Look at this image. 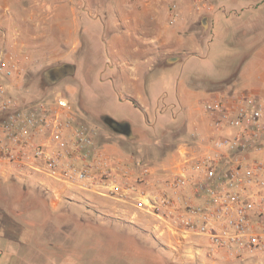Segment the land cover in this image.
Listing matches in <instances>:
<instances>
[{
    "label": "rangeland",
    "instance_id": "rangeland-1",
    "mask_svg": "<svg viewBox=\"0 0 264 264\" xmlns=\"http://www.w3.org/2000/svg\"><path fill=\"white\" fill-rule=\"evenodd\" d=\"M94 1L104 10L92 8L88 0H21L23 7L14 0H0V53L10 51L28 57L24 78L13 95L30 102L42 91L45 100L61 93L80 120L97 128V143L104 153L125 164L131 157L141 159V166H131L133 180L147 168V178L155 190L160 178L169 174L179 149L197 136L196 109L212 94L244 92L264 100V44L254 52L252 36L240 35L252 21L264 22V0H212L209 33L206 24L202 25V21L207 23L204 15L208 14H198L197 22L185 32L181 23H171V0ZM176 1L184 12L193 9L192 0ZM70 5L77 8L75 12ZM50 8L58 11L53 31ZM141 24L149 25L148 30ZM190 32H195L197 38ZM139 34L156 40L142 48L155 55L140 61L138 81L128 77L137 87L135 96L129 97L122 87L124 81L115 76L119 69L129 71L132 59L125 45L135 50ZM163 35L171 45L177 40L192 42L193 47L181 56L164 58L156 50V46L165 48ZM68 36L72 39L69 44L63 40ZM65 61L73 66L68 70L70 74L65 73L45 87L44 72ZM199 77L208 79V83L196 81ZM219 81L222 84H217ZM205 87L208 92L203 90ZM88 110L105 114L116 123L129 122L141 128V135L147 138L130 141L99 122L94 114H88ZM27 184L44 189L37 181H0V223H8L7 231L17 240L18 249L14 248L13 253L18 254L21 248L22 264H199L166 246L168 237L152 231L153 219L131 207L86 192H60L56 198L44 189L50 196L47 203L43 196H36L35 190L25 187ZM47 185L62 188L48 181ZM58 203L70 208L56 206ZM97 212L115 215L122 222L116 227L104 226L115 233L98 227L103 225L97 222L101 221ZM126 232L155 245L167 262L153 251L142 252L121 239L128 235ZM4 239L0 236L2 251L7 246L14 247L13 242ZM200 240L193 238L195 243ZM215 264L253 263L218 259Z\"/></svg>",
    "mask_w": 264,
    "mask_h": 264
},
{
    "label": "built area",
    "instance_id": "built-area-1",
    "mask_svg": "<svg viewBox=\"0 0 264 264\" xmlns=\"http://www.w3.org/2000/svg\"><path fill=\"white\" fill-rule=\"evenodd\" d=\"M192 4L199 15L213 10L212 0ZM168 13L177 23L183 9L171 0ZM27 60L0 53L1 174L40 182L56 198L86 192L131 207L153 219L152 231L168 237L166 246L199 264H264V100L212 94L196 109L208 120L205 134L179 149L153 190L149 169L133 180L131 166H141V159L125 164L104 153L97 128L80 120L61 93L30 102L13 95Z\"/></svg>",
    "mask_w": 264,
    "mask_h": 264
},
{
    "label": "crops",
    "instance_id": "crops-1",
    "mask_svg": "<svg viewBox=\"0 0 264 264\" xmlns=\"http://www.w3.org/2000/svg\"><path fill=\"white\" fill-rule=\"evenodd\" d=\"M15 1V4L22 6L23 7V4L21 5V0H14ZM72 1V0H70ZM89 1V5L92 7V8H96V4H95V1L94 0H88ZM236 1V0H235ZM259 1V0H258ZM68 3H71V2H68ZM71 8L70 10H72V12H75L74 10H76L77 8L74 6V5H70ZM100 8L99 11H101V9L104 10L105 7L103 6H99ZM183 9V8H182ZM51 10V18H52V28L51 30H55L54 28V24H57L55 18L57 17V10L56 9H53V8H50ZM197 16H199L198 14H196L193 9L192 10H189V11H186L184 12V9H183V14H182V18L177 22V23H181L182 24V30L185 32V31H189L195 22L196 19H197ZM207 17V28H208V33L210 32L211 30V27H212V24H211V16H210V13L208 15H204ZM142 18H144V16H142ZM148 22V20H147ZM145 24H148V23H145ZM140 27H146V29L148 30V27L149 25H142ZM167 28H169L167 26ZM157 30V28H156ZM155 30V31H156ZM82 32H85L84 30ZM182 33V32H181ZM244 34V36H249L251 35L252 36V49L253 51L255 52L256 50H258V48H260L263 44H264V22H260V21H252L250 25H246L243 32L240 33V35ZM190 36H193L197 38L196 36V33L195 32H190L189 33ZM138 39H136V43H135V50H131V45H125V48H126V52L127 54L130 55L131 59H132V62H130L127 66V70L129 71H124L123 69H119V73H117V75L115 76V78H120L121 80H123L124 82L122 83V87L123 89L125 90V92H128V95H130L129 97L131 96H135L136 94V90H137V87H136V84L134 83H130L129 82V79L128 77L129 76H132L134 78V80L138 81L139 77L136 76L138 74V67H139V63L140 61H142L143 59H145L146 57L148 56H152V55H155L154 52L150 51L149 49H145V50H142L143 47H147L149 45H151L152 42L156 41L154 39H150L147 35L145 36L144 34H139L137 36ZM64 43H67L69 44L72 39L70 38V36L68 37H65L64 39ZM138 40V41H137ZM185 40H187V37H185ZM77 41L79 42V40L77 39ZM163 44L165 45V50H161L159 46H156V50H158L160 53H163V56L164 58H171V57H174V56H181L183 52L186 51V49H189L188 47H193L191 46L192 42H188V41H176V43H174L173 45H171V43H168V41L166 40L165 36L163 35L162 36V40ZM83 42H84V38H83ZM91 42V41H90ZM189 44V45H188ZM154 47V46H153ZM117 49V48H116ZM64 64H69V62L65 61ZM196 81H203L202 83L205 84L208 83V79H203V78H198V79H195ZM197 83V82H196ZM225 83V82H223ZM198 84V83H197ZM217 84H222V81H219L217 82ZM205 90L206 92H208V88L205 87ZM125 95V94H123ZM126 96V95H125ZM131 98L133 99L134 101H136L134 98ZM136 103H138L136 101ZM197 121H195L194 123V126H195V131L198 134H205L206 132V129H207V118L200 114L197 116ZM16 179L17 182H33L34 180H19L15 177H12V176H9V175H4V174H1L0 173V181H3V180H14ZM35 182V181H34ZM25 187H27L28 189H31V186L30 185H25ZM51 192V191H50ZM54 196H55V193L53 192ZM51 204L52 206L55 205L54 202L51 201ZM56 206H63L64 207V203H58V205L56 204ZM87 207V206H86ZM92 209V208H91ZM90 210V209H89ZM98 215L97 216H100L101 217V221H97L100 225H103L102 227L104 226H110V227H116L118 225H120L122 222H120V220L114 215V216H108L106 214H102V213H99L97 212ZM91 217V216H90ZM90 217L88 216L87 218L90 219ZM93 218H95V221H96V217L94 216ZM6 226H4V225ZM8 223L6 222H1L0 223V236H2L3 238H6L4 240H8V242H13V246H7L6 248H2L4 249L3 251L1 250L0 248V263L1 264H22L21 261V257H23V253H21L20 251V247H19V251H18V254L17 253H13V250L15 248V241L17 240H13L11 237L12 234L7 231V230H10V228L7 227ZM106 228V227H104ZM112 230V229H110ZM126 230V229H125ZM112 233H115L113 230H112ZM127 233V232H126ZM128 234V233H127ZM126 239H128V241L130 242V245L134 248H139V249H142V252H148V250L150 251H153V253H155L156 256H158L159 258H162V256H164V254L161 252L160 249L154 247L155 245H150V244H146L140 237L139 235L137 234H128L127 236H125ZM21 241V240H20ZM137 242H142L143 244L145 245H142L137 243ZM21 243V242H20ZM19 243V245H20ZM8 244V243H7ZM10 247L12 249H10ZM131 247V248H132ZM15 249H18V248H15ZM155 250V251H154ZM5 251V252H4ZM12 251V252H11ZM27 259V258H25ZM166 264V263H164Z\"/></svg>",
    "mask_w": 264,
    "mask_h": 264
},
{
    "label": "flooded vegetation",
    "instance_id": "flooded-vegetation-1",
    "mask_svg": "<svg viewBox=\"0 0 264 264\" xmlns=\"http://www.w3.org/2000/svg\"><path fill=\"white\" fill-rule=\"evenodd\" d=\"M205 22L202 21V25L205 26ZM207 25V24H206ZM72 65L70 64H63L58 67L50 68L44 72V76H46V79H43V83L45 87H48L50 83H55L56 81H59L61 78L64 77V74L66 73L68 75V70L70 71L72 69ZM65 74V76H66ZM70 74V73H69ZM84 107V106H83ZM84 109H86L84 107ZM88 114L95 115L96 119H98L99 122L103 123L105 126H107L109 129H111L114 132L120 133L122 135H125L130 141H137L142 139L141 141L146 140L145 135L143 134V130L139 127H133L129 122H113L111 121L105 114L102 113H94L91 110H88Z\"/></svg>",
    "mask_w": 264,
    "mask_h": 264
},
{
    "label": "trees",
    "instance_id": "trees-1",
    "mask_svg": "<svg viewBox=\"0 0 264 264\" xmlns=\"http://www.w3.org/2000/svg\"><path fill=\"white\" fill-rule=\"evenodd\" d=\"M43 93H44V91L40 92V96H42ZM14 180H16V179H14ZM34 184H35V183H34ZM34 184H29V185L31 186V188H32L33 190H35V192H36V196H37V195H39V196H43V199H45L46 202H47V201L49 202L50 196H49L48 193H46L47 191H45L43 188L39 187L38 185H34ZM48 202H47V203H48ZM65 208L69 209L70 207H66V206L64 205V209H65ZM98 227H99L100 229L110 230V229H108V228H104V227H102V226H98ZM121 239L126 240L127 243H129V241H128V239H126V237H121ZM154 251H155V250H154ZM154 254H155V253H154ZM162 258L164 259L165 257L162 256ZM165 259L168 260L167 258H165ZM165 259H164V260H165ZM166 260H165V261H166ZM166 262H167V261H166ZM168 264H170V263H168Z\"/></svg>",
    "mask_w": 264,
    "mask_h": 264
}]
</instances>
